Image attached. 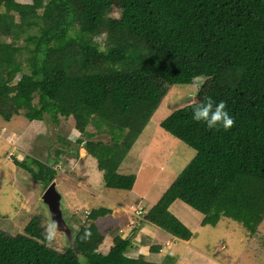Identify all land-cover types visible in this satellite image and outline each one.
<instances>
[{"label":"trees","instance_id":"1","mask_svg":"<svg viewBox=\"0 0 264 264\" xmlns=\"http://www.w3.org/2000/svg\"><path fill=\"white\" fill-rule=\"evenodd\" d=\"M1 1L0 104L9 100L31 122L72 119L84 134L98 116L140 136L176 80L212 70L219 87L197 104L209 97L224 101L234 126L209 130L193 120L194 105L173 112L161 127L196 151L178 181L210 201L202 226L227 218L258 237L264 224V0ZM77 144L93 153V144ZM15 164L43 184L54 181L47 165ZM135 183V175L114 172L107 187L132 191ZM141 216L179 239L192 237L163 205ZM76 240L77 248L58 252L34 218L24 234L0 229V264H91L87 254L96 253L81 250ZM130 246L117 233L98 264H121Z\"/></svg>","mask_w":264,"mask_h":264},{"label":"rangeland","instance_id":"2","mask_svg":"<svg viewBox=\"0 0 264 264\" xmlns=\"http://www.w3.org/2000/svg\"><path fill=\"white\" fill-rule=\"evenodd\" d=\"M119 8L116 2L115 15L119 14ZM38 11L40 20L42 10ZM37 32L35 29L31 33ZM218 87V78L212 70L176 80L140 136L109 125L98 116H92L86 133L81 134L72 119H61L59 125L48 117L31 122L16 111L9 100L1 103L0 229L13 236L24 234L28 223L37 218L46 230L47 242L54 249L60 253L74 250L78 236L81 250L96 253V256L87 254L86 259L98 264L100 256L110 251L113 237L118 233L113 223L115 214L137 215L136 207L129 205L138 199L146 209L165 205L169 211L171 204L180 201L182 207H175L171 213L190 228V245L199 246L209 255L213 252L224 264H264V224L256 238H251L242 224L227 218L215 228L198 225L199 218L204 219L209 213L207 202L210 201L178 181L196 151L161 127L173 112L196 105ZM7 114H10L9 120L5 118ZM79 140L84 143L82 146L87 142L93 144V153L80 147ZM16 160L35 170L37 164L54 165L49 167L53 183L57 184L63 198L59 215H52L44 202L50 184L33 179L30 172L15 164ZM114 172L135 175L133 190L109 189L107 182ZM119 201L127 202L128 210L115 211V203ZM96 210L107 211L106 216L114 214L108 224L103 225ZM106 216L103 219L107 221ZM157 256L153 259L155 263ZM84 259L81 257V261ZM162 260L164 264V256Z\"/></svg>","mask_w":264,"mask_h":264},{"label":"crops","instance_id":"3","mask_svg":"<svg viewBox=\"0 0 264 264\" xmlns=\"http://www.w3.org/2000/svg\"><path fill=\"white\" fill-rule=\"evenodd\" d=\"M47 166L52 167L54 165L47 164ZM126 203L127 202L123 203L120 201L119 203H115V211L120 210L122 212L123 210H128L125 206ZM141 204V199H138L129 205L130 208L136 207L137 215L132 213L122 215L115 214L116 222L113 220V223L116 225V231L124 239L131 241V246L120 262L121 264H162L163 256L164 264H224L218 261L219 259H217L213 252L209 255L206 250H200L199 246L190 245V240L186 241L179 239L152 223L147 221L143 222V216L138 214L139 210H142L144 215L145 212H148L152 207L146 209L143 204ZM182 204L183 203H180V201L171 204V211L169 212L171 213L175 207H182ZM207 206H209L210 209L211 205L208 202ZM113 214L114 213L109 216L105 215L108 218L107 221L103 219L105 216L101 217L100 220H102L103 225L108 224L110 216H113ZM100 220L98 221L102 223ZM202 221L203 219L200 217L198 225H201V227H210L202 226ZM223 249H226V246L225 248L223 247ZM155 256H157L156 263L153 261ZM159 257L162 258L159 259Z\"/></svg>","mask_w":264,"mask_h":264},{"label":"clouds","instance_id":"4","mask_svg":"<svg viewBox=\"0 0 264 264\" xmlns=\"http://www.w3.org/2000/svg\"><path fill=\"white\" fill-rule=\"evenodd\" d=\"M224 101L214 102L210 97L193 107L192 118L197 122H203L206 127L228 131L234 126V118L226 111ZM48 239H51L49 235Z\"/></svg>","mask_w":264,"mask_h":264},{"label":"water","instance_id":"5","mask_svg":"<svg viewBox=\"0 0 264 264\" xmlns=\"http://www.w3.org/2000/svg\"><path fill=\"white\" fill-rule=\"evenodd\" d=\"M44 202H46L53 215L55 216L57 211H61V203L63 202L62 195L57 190V184L52 183L44 194Z\"/></svg>","mask_w":264,"mask_h":264},{"label":"flooded vegetation","instance_id":"6","mask_svg":"<svg viewBox=\"0 0 264 264\" xmlns=\"http://www.w3.org/2000/svg\"><path fill=\"white\" fill-rule=\"evenodd\" d=\"M51 211H52V210H51ZM59 214H60V211H57L56 214H55V216H56V215H59ZM52 215H53V214H52Z\"/></svg>","mask_w":264,"mask_h":264},{"label":"built area","instance_id":"7","mask_svg":"<svg viewBox=\"0 0 264 264\" xmlns=\"http://www.w3.org/2000/svg\"><path fill=\"white\" fill-rule=\"evenodd\" d=\"M139 214L142 215V210H139Z\"/></svg>","mask_w":264,"mask_h":264}]
</instances>
